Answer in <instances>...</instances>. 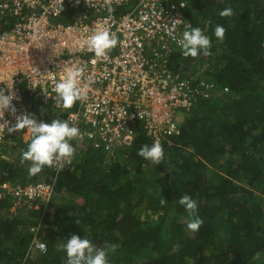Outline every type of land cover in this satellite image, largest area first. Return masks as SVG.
Returning a JSON list of instances; mask_svg holds the SVG:
<instances>
[{
	"label": "trees",
	"instance_id": "obj_1",
	"mask_svg": "<svg viewBox=\"0 0 264 264\" xmlns=\"http://www.w3.org/2000/svg\"><path fill=\"white\" fill-rule=\"evenodd\" d=\"M185 1V17L212 38L211 55L178 51L169 66L192 87L201 80L211 87L181 113L178 133L160 137L162 164L136 155L153 144L140 126L131 142L108 150L96 139L71 141L69 165L30 176V162L21 163L30 139L18 131L8 146L17 151L0 153V264H66L61 246L72 235L98 248L117 245L108 264H264V0ZM225 8L233 15L221 17ZM76 15L64 8L52 21ZM12 22L1 14L0 34ZM217 25L227 30L223 41L213 35ZM19 87L38 122L66 120L79 106L63 109L59 100L32 98L24 82ZM38 180L54 187L48 204L31 200L11 210L7 185ZM184 194L197 201L204 222L197 232L186 227L190 217L178 202Z\"/></svg>",
	"mask_w": 264,
	"mask_h": 264
},
{
	"label": "built area",
	"instance_id": "obj_2",
	"mask_svg": "<svg viewBox=\"0 0 264 264\" xmlns=\"http://www.w3.org/2000/svg\"><path fill=\"white\" fill-rule=\"evenodd\" d=\"M108 7L105 0H0V14L8 12L14 19L9 32L0 34V89L17 97L12 101L15 113L6 110L0 119V124L7 121L0 129V148L9 146L17 133L7 130L16 118L31 115L19 83L26 84L32 98L55 101V84L73 66L83 70L80 83L87 88V99L79 101L66 119L81 132L73 140L77 145L96 139L93 142H103L106 150L124 146L140 126L152 142L179 132L181 113L192 107L196 94L208 93L211 87L205 80L192 87L189 79L169 66L171 57L182 51L169 36V26L175 19L189 22L183 11L186 1L113 0L114 11ZM64 8L77 12L73 21L53 22ZM103 28L117 35L118 44L107 56L97 58L86 41ZM183 30L178 23L173 35L180 38ZM51 170L58 173L56 167ZM9 190L21 207L31 200L47 205L54 187L38 180ZM38 243L44 242L34 241L40 251Z\"/></svg>",
	"mask_w": 264,
	"mask_h": 264
},
{
	"label": "clouds",
	"instance_id": "obj_3",
	"mask_svg": "<svg viewBox=\"0 0 264 264\" xmlns=\"http://www.w3.org/2000/svg\"><path fill=\"white\" fill-rule=\"evenodd\" d=\"M105 2L109 5L108 11H114L111 7L113 0H105ZM9 15L12 17L11 14ZM219 15L230 17L233 15V10L225 8L219 12ZM178 23L184 26L180 38L173 35ZM10 28L4 32H9ZM226 31L225 27L217 25L214 28L213 35L217 40L223 41ZM168 34L182 50V55L185 57L197 58L200 54L204 56L211 55L212 38L204 34L201 28L193 27L190 22L180 19L173 20L171 26H169ZM86 43L95 57L102 58L117 46L118 37L109 29L103 28L96 30L87 39ZM82 71L80 67H70L66 70L63 79L55 84L56 98L61 102L63 109H71L77 101L87 99V88L80 83ZM16 98L13 92L9 91L6 95L5 91L0 89V119L4 117L6 110L15 113L16 109L12 101ZM6 124L7 121L0 124V129L6 128ZM7 130L8 132L26 130L30 133V142L27 144L26 150L21 152V163L30 162L28 172L33 176L41 173L45 167H56L57 172L61 171L62 168L59 166L61 162H70L76 152V148L70 142L81 136L79 128L74 124H70L68 120L56 118L49 123L38 122L30 114L18 116L14 127L7 128ZM136 155L144 160L151 161L155 165H160L164 159V149L159 141H154L151 146L148 144L141 145ZM178 202L185 207L189 214L190 219L186 225L187 229L192 232L199 231L204 222L197 214V201L190 195L184 194ZM160 203L163 206L167 203V200L162 199ZM77 223L80 222L77 221ZM33 231H36V229L34 228ZM37 247L41 252H47L45 243H38ZM116 248L117 245L115 244H106L98 248L89 239H81L77 235H72L61 246V250L66 253V264H108L109 255Z\"/></svg>",
	"mask_w": 264,
	"mask_h": 264
},
{
	"label": "rangeland",
	"instance_id": "obj_4",
	"mask_svg": "<svg viewBox=\"0 0 264 264\" xmlns=\"http://www.w3.org/2000/svg\"><path fill=\"white\" fill-rule=\"evenodd\" d=\"M183 114V113H182ZM181 114V115H182ZM23 138H24V141H27L28 139H30V133H28L27 131H25V133H24V135H23ZM10 144V143H9ZM10 147V146H9ZM8 147V145L7 146H5V147H1L0 148V153L1 154H7L9 151H12V150H15V151H17L15 148H13L12 146H11V148H9ZM26 147H27V145H26ZM26 147H25V149H26ZM13 160V159H12ZM27 162V161H26ZM29 167V166H28ZM7 188H8V194H10V187H9V185H7ZM2 195H4L2 192L0 193V196H2ZM79 201H81L80 199H78ZM26 204V203H25ZM25 204H24V206H25ZM19 206H16V204L11 208V210H13V211H15L16 210V208H18Z\"/></svg>",
	"mask_w": 264,
	"mask_h": 264
}]
</instances>
